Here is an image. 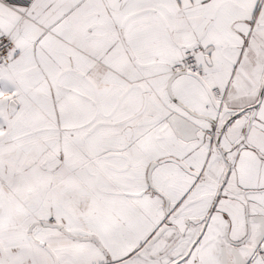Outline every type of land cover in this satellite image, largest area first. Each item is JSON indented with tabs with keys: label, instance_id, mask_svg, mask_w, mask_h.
Returning <instances> with one entry per match:
<instances>
[{
	"label": "snow or ice",
	"instance_id": "1",
	"mask_svg": "<svg viewBox=\"0 0 264 264\" xmlns=\"http://www.w3.org/2000/svg\"><path fill=\"white\" fill-rule=\"evenodd\" d=\"M0 264H264V0H0Z\"/></svg>",
	"mask_w": 264,
	"mask_h": 264
}]
</instances>
